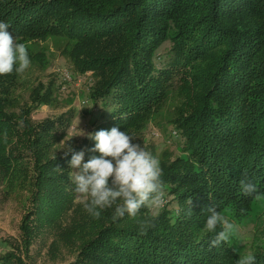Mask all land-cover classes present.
<instances>
[{
    "label": "trees",
    "instance_id": "1",
    "mask_svg": "<svg viewBox=\"0 0 264 264\" xmlns=\"http://www.w3.org/2000/svg\"><path fill=\"white\" fill-rule=\"evenodd\" d=\"M0 21L18 42H74L70 60L78 75L93 77L90 100L102 109L94 133L119 127L137 144L176 94L174 124L189 154L161 166L177 213L141 209L135 219L113 221L114 209H107L93 218L70 180L77 172L69 167L72 153L58 147L73 113L32 119L54 102L55 81L40 82L21 104L23 73L0 76V184L31 190L17 252L1 254L0 264H31V248L45 231L58 237L54 251L60 243L76 252L69 264H236L240 252L230 241L210 248L214 233L204 230V209L247 214L256 199L243 195L241 179L264 193V0H0ZM168 40V62L158 69L156 53ZM94 147L87 138L71 148L83 151L86 163L99 155ZM145 218L155 226L141 234ZM256 264H264V253Z\"/></svg>",
    "mask_w": 264,
    "mask_h": 264
},
{
    "label": "rangeland",
    "instance_id": "2",
    "mask_svg": "<svg viewBox=\"0 0 264 264\" xmlns=\"http://www.w3.org/2000/svg\"><path fill=\"white\" fill-rule=\"evenodd\" d=\"M24 43L28 49L31 65L22 74L21 84L16 94L18 102L26 103L31 91L40 82L48 84L50 81H55V87L59 90L55 93L54 102L49 106L40 107L33 113L32 119L40 122L72 112V124L58 145L59 151L67 150L69 145L72 147L81 144L89 134L94 133L96 123L100 121L102 109L100 104L97 105L90 100L93 77L78 75L70 60L69 55L74 42L64 37H49L42 41ZM171 47L172 43L168 40L158 49L155 57L158 69L168 62ZM37 56L40 57L39 60L34 58ZM175 84L176 86L179 84L178 78ZM180 104L181 99L172 93L164 107L149 119L142 136L137 139V144L160 160V166L179 157L189 158V154L184 149V139L174 124L176 108ZM76 170L80 171V169ZM166 190L171 196L168 205L156 212L150 211L152 215L157 216L164 209L177 213L178 205L170 194L171 188L167 186ZM30 195V188L20 182H14L12 185L8 182L0 184V255L17 252L16 246L21 241L20 226L31 204ZM77 201L82 203L79 199ZM222 213L237 225L238 231L232 236L230 242L240 253L248 250L255 255L264 253V198L255 200L251 210L244 216H237L232 208L225 209ZM57 241L58 237L54 231H45L39 235L30 251V263L69 264L73 262L77 256L76 252L60 243L57 244L59 249L54 251L53 245ZM21 256L24 257V255Z\"/></svg>",
    "mask_w": 264,
    "mask_h": 264
},
{
    "label": "clouds",
    "instance_id": "3",
    "mask_svg": "<svg viewBox=\"0 0 264 264\" xmlns=\"http://www.w3.org/2000/svg\"><path fill=\"white\" fill-rule=\"evenodd\" d=\"M9 28L8 23L0 21V76L14 71L22 74L31 65L26 44L18 42L20 38H14L8 32ZM24 126V121L20 120L18 127L23 129ZM88 138L95 141L91 151L99 155L90 157L86 163H83V151L75 152L69 145L65 152V156L72 153L69 167L80 169L79 172H70V180L76 198L83 202L87 214L99 218L105 210L114 209L112 219L117 221L126 215L135 219L141 209L156 212L168 205L171 196L162 179L160 160L140 144L132 143L133 135L113 127L89 134ZM55 170L63 172L59 167ZM240 188L245 197L252 196L256 200L264 198V193L258 190L256 184L247 179L240 180ZM186 203L188 215L191 216V197ZM204 211L207 212L204 230L214 233L210 248L228 244L238 231L235 222L217 211L214 205L206 207ZM138 225L141 234H146L155 226L154 221L147 218L138 221ZM238 255L236 264H256V255L251 250Z\"/></svg>",
    "mask_w": 264,
    "mask_h": 264
},
{
    "label": "built area",
    "instance_id": "4",
    "mask_svg": "<svg viewBox=\"0 0 264 264\" xmlns=\"http://www.w3.org/2000/svg\"><path fill=\"white\" fill-rule=\"evenodd\" d=\"M176 135V133H174Z\"/></svg>",
    "mask_w": 264,
    "mask_h": 264
}]
</instances>
